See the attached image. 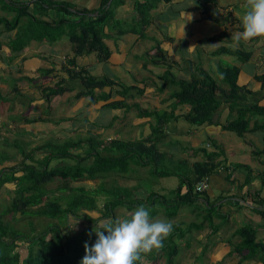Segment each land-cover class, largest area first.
I'll return each mask as SVG.
<instances>
[{"label":"trees","instance_id":"trees-1","mask_svg":"<svg viewBox=\"0 0 264 264\" xmlns=\"http://www.w3.org/2000/svg\"><path fill=\"white\" fill-rule=\"evenodd\" d=\"M31 2L34 4L33 12H29ZM122 3L124 0H100L96 10H89L84 7L79 8L77 5L72 7L73 3L70 0H0L2 12L12 14L11 18L0 16V36L3 33L16 31L13 36L8 34L7 39L0 41V55L4 45L10 49L11 54L16 55L32 41L53 45L65 36L72 44L73 57L67 56L64 66L59 71L40 70L42 77H52L53 75L57 79L54 86L43 88L46 100L50 102L55 97L74 92L76 87L71 84L75 82L81 88V91L76 93L75 99L87 97L90 104L99 100L109 101L115 93L114 87L118 84L107 77L94 76L87 69L78 67L76 59L93 53L97 55L99 62H105L109 58V50L104 39L110 35L105 30L116 28L123 30L121 21H118L115 16L116 8ZM149 3V0L143 3L136 2L135 9L138 10V14L145 13L144 11L150 6ZM71 7L74 11L71 10ZM209 18L217 20L211 15ZM140 30L143 28L141 27ZM228 36L227 32H222L213 37L212 41L225 39ZM233 54L244 62H247L251 57V53L244 50L236 51ZM153 63L160 64L155 60ZM239 72L240 70L236 66L221 70L227 89L220 86L214 77L202 68L197 70V73L192 72V78L189 81L177 80L170 71L163 78L166 81L165 86L166 83H171L178 87L174 95L177 101L175 106L189 105L191 107L185 116V121L189 125L201 127L212 124L218 109L222 103H226L229 107L230 118L222 126L223 129L244 138L247 133L264 132V106L250 102L252 92L240 87L237 83ZM258 79L262 81L264 89V75ZM134 89L136 88L122 86V89L117 93L126 99ZM14 91L17 93V97H21L16 89ZM137 93L142 94L143 92L137 89ZM0 98L4 99L1 94ZM107 107L120 109L127 105L125 100L112 101L107 104ZM140 115L156 119V123L151 124V135L143 140L130 143H121L116 140L107 142L89 136L83 139L79 138L75 142L74 140L64 141L60 146L47 143L44 149L53 150L54 148V151H50L51 154L44 159L37 160L34 164H27L24 156L21 170H14L12 164L0 168V189L6 182L11 183L12 181H17L19 186L17 197L11 206L0 211V264H80V260L85 254L84 243L85 241H88L89 244L93 243L96 239L95 234L89 235L90 233L87 232L88 236L85 237L83 234L86 232L83 229L75 237L62 235L60 225L64 222L70 224L69 220H73V217L75 218L83 209L85 211L96 209L95 196L101 193L106 194L105 212L102 217L108 219H115L116 210L119 208L124 207L129 214L140 204L149 207L153 217L158 214L160 206L167 207L165 210L168 214L167 220L171 222L180 209L188 208L191 209L188 210L191 214L198 217H196L197 220L202 219L201 222L191 223L185 230L181 229L182 225L172 222L173 230L166 237L164 246L160 248L163 258L165 257L168 263L173 261L179 250L175 244L177 237L182 238L186 233L194 230L199 231L205 227L206 223H209L215 231L220 228L214 226L213 220L215 217L220 218L221 222L226 219V216L220 211L221 206L209 207L211 203L207 191H197V185L200 182L209 181L212 174L219 170L222 165L221 162H217L220 154L207 152L203 148L198 151H202L206 160L190 163L184 159L176 162L173 156L162 152L158 147V143L166 138L165 124L177 119L174 112L160 115L141 110ZM258 116L263 117L261 124H259V120H255L254 126L251 127L253 118ZM24 121L32 123L34 119H23ZM256 154L262 156L264 150L257 151ZM7 159V156L0 159V165ZM55 161L57 165L52 166ZM132 163L143 168L152 166L159 168L160 164L168 163L166 166L168 169L151 171V174L160 179L177 176L180 179L179 186L170 190L168 194H159L156 189L151 187L148 190V186L145 184L133 188L119 187L116 185L114 177L110 188L107 185H102L101 190L100 187L95 190L71 189L72 198L67 201L66 207H63L60 197H53L50 194L46 186L63 181L64 188L61 190L64 191L73 181L106 179L109 176L120 175L125 177L129 173ZM176 163H179L184 170L177 168L171 170L169 165H176ZM234 167L240 169L244 166L236 165ZM11 170L12 172H10ZM246 170L249 172L245 186L252 182L251 169L246 167ZM184 187H186L185 193ZM146 190L149 191L147 195H145ZM257 197L254 199L255 204H262L263 200H257ZM168 204L175 208H170ZM203 205L208 207L202 208ZM35 206L39 207L33 210L32 208ZM11 211L15 213L13 221L4 220L3 217ZM260 212L264 218V210ZM35 217H37L38 223L35 222ZM25 218L28 220H22ZM55 220L60 224L55 223ZM86 220L93 224L98 222V219L89 216ZM18 223L22 224L21 229L16 226ZM39 225L42 229L37 233ZM238 235L242 238V243L234 250L241 251L243 248L249 247L254 250L264 249V244L255 242L254 232L250 227L241 228L238 230ZM19 242L23 244L19 245ZM144 255L145 253H142V259ZM142 259L137 261V264H142Z\"/></svg>","mask_w":264,"mask_h":264},{"label":"crops","instance_id":"crops-1","mask_svg":"<svg viewBox=\"0 0 264 264\" xmlns=\"http://www.w3.org/2000/svg\"><path fill=\"white\" fill-rule=\"evenodd\" d=\"M149 1L150 6L143 14L135 12V3L148 0H124V3L118 5L115 10L116 19L123 20L125 24L123 30L119 28L105 30L110 35L104 39L110 54L105 62H99L94 53L76 59L78 67L87 69L94 76L107 77L118 84L114 87L112 99L99 100L93 104H90L87 97L75 99L76 93L81 91L75 82L71 84L76 87L74 92L54 99L70 97L68 100L70 104L79 107L76 110L80 111L79 113L68 114L71 118L68 122L77 125V118L81 114L76 130L82 136L81 139L90 136L107 142L116 140L121 143L143 140L151 135V124H155L156 119L142 117L141 110L160 115L174 112L177 119L165 124L166 138L158 143L162 152L173 156L176 162L187 159L190 163L206 160L203 153H198V150L203 148L207 152L220 154L217 162H221L222 165L210 177L207 190L211 203L209 207L220 205V211L226 216L223 222L220 218H214V226L220 228L215 231L206 223L199 231L194 230L184 234L182 238L177 237L175 244L179 250L172 262L168 263V260L163 258L160 249H153L145 253L142 264H264L262 248L234 250L242 243L238 230L243 227H250L254 232L255 242L264 244V218L260 212L264 210V172L254 168L258 166L254 164V160L258 162L264 158V154L262 156L256 154L257 151L264 150V132L247 133L241 138L224 130L222 126L226 124L230 115L226 103H222L212 124L201 127L189 125L185 121V116L191 107L175 106L177 101L174 95L178 87L171 83H166L165 86L166 81L163 78L170 71L177 80L189 81L192 72L197 73V70L202 68L210 73L220 86L227 89L221 70L236 66L240 70L238 85L252 92L251 103L264 106V89L262 81L258 79L264 75V36L236 40L237 33L242 31L241 16L250 0ZM99 4L100 0H78L77 7L96 10ZM209 15L217 20H211ZM141 27L143 30H140ZM222 32H227L228 38L212 41L213 37ZM8 36L3 33L0 38L3 40ZM64 43H68L70 49L65 54L63 64L59 68H53L56 71L62 69L67 56L73 57L72 44L65 36L53 45L42 43L50 47ZM25 49H28V46ZM240 50L251 53L247 62L233 54ZM154 60L160 64L155 65ZM52 78L57 81L53 75ZM122 86L136 89L125 99L117 93ZM137 89L143 93L138 94ZM70 94L72 95L68 96ZM124 100L127 107L120 109L107 107L109 102ZM262 118L254 117L251 127L254 126L255 120H259L261 124ZM71 137L72 135H68L66 138L73 141ZM185 142L191 143L192 146L190 148L183 146L182 143ZM204 143L207 148L204 147ZM241 147L251 154L249 161L245 163L230 161L227 156L232 158L233 154L243 150ZM51 151H54V148ZM236 165L251 169L250 185H244L249 171H244L243 167L236 169L234 167ZM158 193L168 194V191L162 188ZM145 194H149V191L146 190ZM256 197L257 200H263L262 204H255ZM206 207L208 206H202ZM189 215L192 218L197 217L188 209H180L173 224L181 223L180 225L187 228L195 222L186 224L184 218L188 219ZM154 255L155 259L152 258Z\"/></svg>","mask_w":264,"mask_h":264},{"label":"rangeland","instance_id":"rangeland-1","mask_svg":"<svg viewBox=\"0 0 264 264\" xmlns=\"http://www.w3.org/2000/svg\"><path fill=\"white\" fill-rule=\"evenodd\" d=\"M71 2L73 3L72 7H76V5H78V0H72ZM72 7L71 10L74 11ZM33 10L34 4L31 2L29 12H33ZM137 11L138 10L135 12ZM0 16H7L8 18H11L12 14L2 12L0 9ZM124 24V21L121 20L122 27H124ZM15 32L16 31L5 34L13 36ZM0 40H2V38H0ZM29 45L28 49H24L16 55L11 54L10 49L4 45L1 53L2 56L0 55V94L5 99L4 100L0 98V159L4 158L5 156L8 157V159L2 165H0V168L3 166H8V164H12V166H14V170L16 171L21 170V162L23 161L24 156L25 162H27V164H34L37 162V160H42L48 156L51 153V149H44L47 143L60 146L62 145V142L69 139L66 138L68 135H72L71 138L74 140L82 137L79 135V131H76L78 130L77 127L79 126V118L81 114L77 118V125H75L73 122H68L71 120L68 114L72 115L79 113L80 111H76L79 107L70 104L68 101L70 97L60 100L53 98L50 102H48L46 100L45 94L43 93L44 87L54 86L57 81L52 77H42L40 70L59 68L65 61V54L70 49L69 44H57L55 47H50L47 44L32 41ZM14 89L19 92L21 97L16 96L17 93L14 91ZM71 95L72 94L68 96ZM23 119H34V121L32 123H25V121L23 122ZM82 134L85 135V133ZM194 135L195 134L193 133V143ZM182 144L188 148L192 146L191 143L188 144L185 142V144ZM203 145L206 147L205 143ZM242 149V151L233 154L231 156L232 158H230L228 155V159H230V161L241 163L248 162L251 154L249 151H246V149ZM198 153H202V151ZM254 164L258 165L257 167H254L256 170H259V172H264V158L258 162L254 160ZM56 165L57 162H53L52 166ZM167 165L168 163L166 165L162 163L158 166L159 168H155L154 166L142 168L139 165H131L130 171L125 177L120 175L112 177L109 176L106 179L97 178L95 180L82 179L78 182L73 181L69 184L67 189H64V191L61 190L64 188L63 181H58L46 186L53 197L57 196L61 198L63 207H66L67 201H70L72 198L73 193H71V189L86 188L89 190H95L100 187L101 190V187H103L102 185H107V187L110 188V185L113 184L114 177L116 185L119 187L133 188L141 185L144 186L145 184L148 186V190H150V187L156 189L157 191H160L162 188H164L169 193L170 190H174L179 186V177L171 176L160 179L159 177H155L151 174V171L155 172V170L162 171L168 169L166 167ZM169 167L171 170L175 168L178 170H184L183 167H180L179 163H176V165H169ZM243 170L246 171V167H243ZM10 172H12V170ZM259 176L260 175H258V177ZM17 183V181H12L11 183L6 182L2 185L0 189V211L10 207L14 199L17 197V191L19 189ZM185 192L186 187L184 189V193ZM105 196L106 194L104 193L95 196L96 209L93 211H85L83 209L75 216V218L73 217V220H69L70 224H67L66 222L62 223V225H60L62 235L75 237L77 236V233L83 229H85L86 232V234H83L85 237L88 236L87 232L95 234V225L99 227L101 221L108 219L102 217V214L105 212ZM37 207L39 206H35L32 209L35 210ZM169 207L172 209L175 208L172 205H169ZM166 209L167 207L160 206V210L158 211V216L156 218H163L167 220L168 214L165 212ZM172 209L169 210L172 211ZM188 210L191 209L188 208ZM14 215L15 213L12 211L8 212L3 217V219L6 221H13L12 218ZM126 215H128V212L125 211L124 207L116 210V218H122ZM88 216L93 219H98V222L94 224L92 222H88L86 220ZM28 219L25 218L22 220L27 221ZM184 219L186 220V224L194 221H201L194 217L192 218L190 215L188 216V219L187 217ZM34 220L38 223L37 217H35ZM55 223H59V221L55 220ZM21 225V223H18L16 226L21 229ZM40 229H42L40 225L37 226V233L40 231ZM181 229L185 230L186 228L182 226ZM22 244L23 243L19 242V245ZM154 256H152V258H154Z\"/></svg>","mask_w":264,"mask_h":264},{"label":"clouds","instance_id":"clouds-1","mask_svg":"<svg viewBox=\"0 0 264 264\" xmlns=\"http://www.w3.org/2000/svg\"><path fill=\"white\" fill-rule=\"evenodd\" d=\"M241 24L237 41L264 36V0H250L241 16ZM206 182L209 188V181ZM94 229L96 239L91 244L85 241V254L80 264H137L142 253L164 246L173 224L153 217L151 209L140 204L125 217L103 220Z\"/></svg>","mask_w":264,"mask_h":264},{"label":"built area","instance_id":"built-area-1","mask_svg":"<svg viewBox=\"0 0 264 264\" xmlns=\"http://www.w3.org/2000/svg\"><path fill=\"white\" fill-rule=\"evenodd\" d=\"M207 188H208V183H207L206 181H204V182H202V183L199 184L197 190H198L199 192H203V191H205Z\"/></svg>","mask_w":264,"mask_h":264}]
</instances>
